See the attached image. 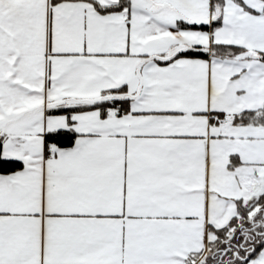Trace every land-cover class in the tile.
<instances>
[{"label":"snow or ice","instance_id":"snow-or-ice-1","mask_svg":"<svg viewBox=\"0 0 264 264\" xmlns=\"http://www.w3.org/2000/svg\"><path fill=\"white\" fill-rule=\"evenodd\" d=\"M0 264H264V0H0Z\"/></svg>","mask_w":264,"mask_h":264}]
</instances>
